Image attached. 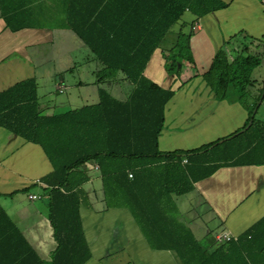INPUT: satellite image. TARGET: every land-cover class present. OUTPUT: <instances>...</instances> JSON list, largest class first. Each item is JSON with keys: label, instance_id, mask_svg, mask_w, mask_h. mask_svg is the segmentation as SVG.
Here are the masks:
<instances>
[{"label": "crops", "instance_id": "obj_1", "mask_svg": "<svg viewBox=\"0 0 264 264\" xmlns=\"http://www.w3.org/2000/svg\"><path fill=\"white\" fill-rule=\"evenodd\" d=\"M71 1L0 0V93L33 79L39 120L44 123L60 115L61 142L68 146L70 158L77 159L101 148L100 91L125 102L134 84L121 71L98 79L105 65L68 26ZM220 1L224 6L200 18L185 12L166 36L171 34V45L180 29L189 35L194 67L184 62L179 76L168 74L162 49L170 45H164L165 40L144 67V77L173 91L163 105V125L157 136L161 152L199 148L236 131L247 119L245 106L238 101L217 100L202 74L218 49L225 50L228 57L231 54L229 59L233 60L246 45L242 38L253 42V51L260 54V65L264 64V0ZM75 39L82 47V62L72 59L69 50L59 53L62 45L75 44ZM247 47L251 49V45ZM263 76L254 77L253 95ZM55 93L64 96L52 98ZM263 102L264 98L260 106ZM260 120L264 123V118ZM47 152L40 141L26 140L0 125V264L69 263L68 239L64 252L59 251L47 216L45 193L62 180L64 171ZM239 158L212 170L211 162L216 158L206 154L180 161L196 174L191 191L172 195V215L204 250L222 242L218 237L223 234L237 238L264 216V163ZM124 160L131 164L121 165L122 160L110 158L103 162L113 169H137L146 161ZM74 177L76 183L81 181L73 189L80 192L82 231L81 256L77 252L74 261L82 260V248L87 244L90 257L83 264H182L174 251L150 248L128 208L107 206L97 160L71 171L70 178ZM30 194L37 197L30 199ZM76 239L78 247V234Z\"/></svg>", "mask_w": 264, "mask_h": 264}, {"label": "trees", "instance_id": "obj_2", "mask_svg": "<svg viewBox=\"0 0 264 264\" xmlns=\"http://www.w3.org/2000/svg\"><path fill=\"white\" fill-rule=\"evenodd\" d=\"M222 6L224 4L220 0L71 1L68 26L105 65L98 73V79L112 77L121 71L134 84L125 102L113 100L106 92L100 91L101 148L95 154L70 158L68 146L61 142L60 115L48 118L44 123L38 118L33 79L16 83L0 93L3 99L0 101V125L26 140L40 141L50 158H68L61 167L64 171L62 180L45 190L48 196L47 216L58 239L59 251L64 252V243L68 239V264H83L90 257L85 244L82 260L72 259L77 252L79 258L81 256L80 192L77 188L73 189L81 181L76 183L75 177L70 178V173L91 159L99 163L107 206L128 208L151 249L174 251L182 264H264V216L237 238L204 250L191 231L172 215L175 211L172 195L191 191L196 174L191 166H182L180 161L206 153L217 145L219 139L192 150L161 152L157 136L163 125V105L173 91L160 88L143 75L151 54L156 48H161L172 26L185 12L200 18ZM175 36L172 44L162 49V57L165 71L179 76L184 62L194 67V60L189 35L180 29ZM260 63V54L250 52L247 45L233 60L229 59L225 50L218 49L210 67L202 74V79L217 100L238 101L245 106L248 116L241 128L248 124L257 102L264 98L261 97L264 76L258 93H251L257 83L252 78V71ZM250 98L252 100L248 103ZM256 112L252 124L245 131L254 125ZM256 126V131L251 133L250 146L238 156L251 152L264 154V123L257 120ZM237 157L216 159L211 162L210 170L220 164L232 163ZM104 158L146 161L137 169H113L103 162ZM248 161L264 163V159Z\"/></svg>", "mask_w": 264, "mask_h": 264}, {"label": "rangeland", "instance_id": "obj_3", "mask_svg": "<svg viewBox=\"0 0 264 264\" xmlns=\"http://www.w3.org/2000/svg\"><path fill=\"white\" fill-rule=\"evenodd\" d=\"M29 19V18H28ZM169 37H171V34L169 35ZM169 37H166L165 41L163 42L164 45L168 46L170 45L168 42ZM244 40V44L246 45H251V49L249 50L250 52H254V46L252 45L253 42H251L249 39L247 38H242ZM71 42V41H70ZM79 41L77 39H75V44H71L69 43L68 45H62L61 49L59 50L60 52H63L65 50H69V52L67 54L70 55V57H72V59H74L73 57H75L76 61H80L82 62L84 59V55L81 51L80 48L81 45H79ZM67 48V49H66ZM239 48H242V46L240 45ZM87 52V51H85ZM256 52V51H255ZM229 57H232V55L230 54ZM263 76L264 74V64H261L259 66H257L253 71H252V77H260V75ZM259 87L257 89H253L255 91V95L258 93V90L260 87H262V82L261 80L259 81ZM64 96V94L62 93H55L53 94L52 98H56V99H60ZM264 118V102L263 104L258 108V111L256 112L255 115V122L254 125L245 132L239 133L238 135L230 138V139H226L221 143H216L217 145L214 146L213 148H211L209 151H207L206 153H203L204 155L206 154L207 156L209 155L210 157L216 158V159H221V160H231L235 157H237L239 155V153L241 151H243L245 148L250 146V141L252 140V132L256 131V124H257V120ZM241 129V127L239 128ZM235 132V131H234ZM232 132V133H234ZM230 133V134H232ZM230 134L223 136L221 138L227 137ZM219 138V139H221ZM218 139L214 140L217 141ZM50 156H52V153L50 154ZM241 160H261L264 159V154H260V153H254L251 152L249 154L243 155L240 158ZM51 160L53 161V163L57 166H64L65 162L68 160L67 157L62 156L60 157V159H55V158H51ZM123 162H128L127 160H122V162H120L119 164L123 165V164H131L130 162L128 163H123ZM126 166V165H125Z\"/></svg>", "mask_w": 264, "mask_h": 264}, {"label": "water", "instance_id": "obj_4", "mask_svg": "<svg viewBox=\"0 0 264 264\" xmlns=\"http://www.w3.org/2000/svg\"><path fill=\"white\" fill-rule=\"evenodd\" d=\"M261 97H262V98L264 97V92L262 93ZM261 102H262V99H260V100L257 102L256 107L253 109V111H252V113H251V117H250V119H249V121H248V124H247L244 128H241L240 130H238V131H236V132L230 134V135L227 136V137H224V138L219 139V140L217 141V143H221V142H223L224 140H226V139H230V138H232V137L238 135L239 133H242V132H244L245 130H247V129L250 127V125L252 124L253 116H254V114H255V112H256V110H257V107L261 104Z\"/></svg>", "mask_w": 264, "mask_h": 264}, {"label": "built area", "instance_id": "obj_5", "mask_svg": "<svg viewBox=\"0 0 264 264\" xmlns=\"http://www.w3.org/2000/svg\"><path fill=\"white\" fill-rule=\"evenodd\" d=\"M195 28V26H192V30ZM62 90V89H61ZM183 162H186V159H183L182 160ZM96 167V166H95ZM97 168V167H96ZM129 177H131V174H129ZM30 199H34V198H36L37 196L36 195H32V194H30L29 196H28ZM219 238V240H221V241H229L232 237L231 236H229V235H227V234H223V235H221L220 237H218Z\"/></svg>", "mask_w": 264, "mask_h": 264}]
</instances>
